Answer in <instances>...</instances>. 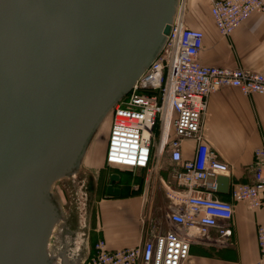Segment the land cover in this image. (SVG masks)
Masks as SVG:
<instances>
[{"label":"water","instance_id":"95a60500","mask_svg":"<svg viewBox=\"0 0 264 264\" xmlns=\"http://www.w3.org/2000/svg\"><path fill=\"white\" fill-rule=\"evenodd\" d=\"M179 3L0 0V264H85L87 220L55 187L77 180L104 121L161 54ZM218 183L223 192L229 179Z\"/></svg>","mask_w":264,"mask_h":264},{"label":"built area","instance_id":"2783aa9c","mask_svg":"<svg viewBox=\"0 0 264 264\" xmlns=\"http://www.w3.org/2000/svg\"><path fill=\"white\" fill-rule=\"evenodd\" d=\"M161 54L152 62L109 114L105 162L113 168L149 170L167 154L176 189L170 191L173 207L169 229L127 248L110 250L103 238L91 246L85 264H186L191 245L217 229H231L235 203L256 210L264 204V147L254 152L250 168L254 182H229L230 200L218 197V178H229L230 167L203 139V118L211 94L224 87L242 94L264 95V73L241 67L203 65L200 52L204 32L187 27L183 5ZM213 21L223 37H230L248 18H264V0H209ZM196 140L189 157L183 142ZM260 259L264 261V225L257 228Z\"/></svg>","mask_w":264,"mask_h":264},{"label":"crops","instance_id":"0c3cea01","mask_svg":"<svg viewBox=\"0 0 264 264\" xmlns=\"http://www.w3.org/2000/svg\"><path fill=\"white\" fill-rule=\"evenodd\" d=\"M210 9L209 0H185L183 5L185 25L200 29L205 35L200 62L207 66L241 67L264 73V18L254 13L230 37H223ZM202 135L219 159L230 167L229 182L253 183L250 166L254 152L264 147V95L246 96L231 87L211 94L203 118ZM195 146L194 139L183 142L185 157L191 156ZM95 157V154L91 156L90 166L99 170L106 164L105 150L100 163ZM225 185V191L218 192V197L230 200L229 185ZM167 187L176 189L175 182ZM147 200L145 194L119 200L102 199L91 233L92 242L89 236L90 251L92 244L100 238L106 241L110 250H117L165 233L169 229L167 215L172 203L155 208ZM154 210L160 215L159 221L153 216ZM260 225H264V204L252 210L245 203H235L233 219L220 224L222 228L231 229V235L222 236L217 229L210 230L208 236L191 245L186 264H264L257 242Z\"/></svg>","mask_w":264,"mask_h":264},{"label":"rangeland","instance_id":"374dc122","mask_svg":"<svg viewBox=\"0 0 264 264\" xmlns=\"http://www.w3.org/2000/svg\"><path fill=\"white\" fill-rule=\"evenodd\" d=\"M180 7L181 0L179 3V11ZM109 127L110 119L108 116L90 145L77 180L75 182L63 180L55 187L57 197L60 199L64 207L68 211H73L76 216L81 214L82 218L87 220L90 242H92L91 233L93 232L92 230L100 212V203L102 199L119 200L128 196L145 194L146 199H148V204H152L156 208L167 202L171 203L169 196L171 189L167 186L174 185L172 166L168 160L167 154H164L158 163L149 170L139 168H113L106 164H104L99 170L91 167L90 159L93 154L96 155V161L98 163L101 162ZM113 173L118 174L120 177L119 181L114 183V186H118L121 190L119 196H108L106 194L110 174ZM83 185H85V187H83ZM92 185L95 186V191H92ZM85 190L89 194L90 192H93L90 202H87L85 198L83 193ZM155 210L153 211V216L156 221H159L160 215H157V210Z\"/></svg>","mask_w":264,"mask_h":264},{"label":"flooded vegetation","instance_id":"af4514ba","mask_svg":"<svg viewBox=\"0 0 264 264\" xmlns=\"http://www.w3.org/2000/svg\"><path fill=\"white\" fill-rule=\"evenodd\" d=\"M95 186L94 185H92V191H95V188H94ZM107 189V188H106Z\"/></svg>","mask_w":264,"mask_h":264},{"label":"trees","instance_id":"16d2710c","mask_svg":"<svg viewBox=\"0 0 264 264\" xmlns=\"http://www.w3.org/2000/svg\"><path fill=\"white\" fill-rule=\"evenodd\" d=\"M110 119V118H109Z\"/></svg>","mask_w":264,"mask_h":264}]
</instances>
